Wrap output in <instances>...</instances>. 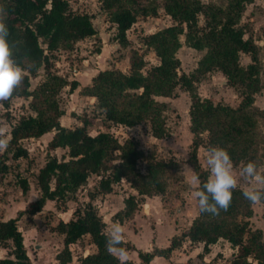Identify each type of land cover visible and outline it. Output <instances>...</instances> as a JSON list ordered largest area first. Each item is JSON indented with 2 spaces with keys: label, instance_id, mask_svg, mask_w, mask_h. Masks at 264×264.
I'll use <instances>...</instances> for the list:
<instances>
[{
  "label": "trees",
  "instance_id": "16d2710c",
  "mask_svg": "<svg viewBox=\"0 0 264 264\" xmlns=\"http://www.w3.org/2000/svg\"><path fill=\"white\" fill-rule=\"evenodd\" d=\"M254 0H100V9L115 26V41L119 47L127 46V31L138 17L156 15L163 9L172 25L158 30L144 38V46L154 53L158 63L143 72L145 61L142 54L134 51L129 58V70L99 71L90 85L81 88V94L95 99L96 107L105 119L114 125L133 128L149 123L150 135L162 140L169 136L166 126L168 104L159 98L175 96V88L181 87L190 100L188 110L189 131L193 135L191 153L187 160L202 182L209 176L197 158V150L205 145L225 148L234 166L255 161L262 164L259 150L264 146V109L254 105V95L262 88L258 48L241 22L247 5ZM7 9V24L11 32L9 42L12 58L28 66L21 86L13 96L0 102L7 109L13 98L28 101L30 113L22 116L11 127L10 144L0 155V175L9 171L8 155L12 159L27 158L28 151L20 144L24 140L39 139L53 133L47 142L49 152L57 149L66 151L58 159L48 155L44 165L35 176L39 196L30 202L23 213H39L47 201L75 200L80 188L86 185L91 175L99 177L97 195H106L114 185L125 181L138 196H160L166 190V179L178 169L174 161L157 159L153 152H143L133 139L119 143L109 132L89 135L88 122L81 126L63 127L60 119L63 110L58 95L64 88L72 93L78 82L52 72L53 53L67 54L75 45L96 35L92 17L77 13L69 6V0H0V10ZM203 24L198 25L199 17ZM183 44L202 56L190 74L181 72L176 56ZM241 54L250 57V63L240 65ZM43 70L44 80L30 89V78ZM220 71L228 82L242 88L243 96L236 107L214 104L198 94V84L211 71ZM264 150V148H263ZM144 163V171L139 169ZM264 170V168H263ZM18 185L22 194L29 190L28 177L20 175ZM243 189L233 190L230 206L219 215L201 213L192 220L189 227L179 236L172 237L166 248H154L151 252L138 251L139 263L129 260L125 264H149L155 257L168 259L184 241L203 244V253L219 240L226 241L236 250L228 264H264V237L258 228H252L250 219L253 209L244 198ZM91 196L89 200H94ZM124 208L115 214L119 223L131 219L137 209L134 195L124 199ZM262 218L264 219V202ZM74 218L60 221L56 230L63 235L62 249L56 254L57 264L72 261L70 245L84 236H89L95 252L79 260V264H121L118 256L106 249L105 224L95 207L87 202L76 208ZM17 220L0 219V247L7 250V256L0 258V264H32L23 245V236L17 227ZM123 247L136 250L123 241Z\"/></svg>",
  "mask_w": 264,
  "mask_h": 264
},
{
  "label": "rangeland",
  "instance_id": "374dc122",
  "mask_svg": "<svg viewBox=\"0 0 264 264\" xmlns=\"http://www.w3.org/2000/svg\"><path fill=\"white\" fill-rule=\"evenodd\" d=\"M200 1L206 3L210 0ZM69 6L77 13L90 15L97 34L82 43L76 44L70 53H53L54 66L52 72L66 78L69 82L76 75L80 86L90 78L93 74L92 70L99 68L117 67L122 72L127 73L129 58L134 51L143 55L145 61L143 72L145 73L151 66L155 65V56L152 51L145 48L144 38L172 25L170 17L161 8L154 16L138 17L126 33L127 46L122 48L114 40L115 26L110 23L106 14L100 9V0H69ZM241 22L247 30L244 38H251L258 48L260 78L264 87V0H254L253 3L247 5ZM202 24L203 20L200 16L198 25L201 26ZM181 42L182 46L177 51L176 56L181 64V72L190 74L196 68L202 52L186 47L183 44V38H181ZM95 54L100 57L95 58ZM84 61L89 62L88 70L84 66ZM99 61L100 66L97 63ZM239 62L243 67L247 66L251 62L249 55L241 54ZM74 71L76 72L75 75ZM44 78L41 69L35 78H30V89H33ZM68 90L67 87L62 89L58 95L59 106L63 110V116L60 119L61 124L66 125L67 128H74L81 126L82 121L86 119L88 122L86 131L89 135L109 132L119 143L126 139H133L143 152H153L157 159L176 162L178 164L177 171L167 176L164 194L153 197L138 196L125 181L114 185L110 193L97 195L99 177L91 175L86 185L78 190L75 200L47 201L39 213L30 216L23 212L27 205L39 196L35 179L38 169L44 165L48 155L60 159L61 156H66V151L57 149L49 152L46 148L47 137L37 140H24L20 145L28 151V157L12 159L8 155L9 171L0 175V219L14 218L17 220V227L23 236L24 248L33 264H57L55 256L62 249L63 244V235L56 230L60 221L68 222L73 219L74 210L82 204L90 202L105 224V233H108L114 222L119 223L114 216L124 208V199L133 194L137 205L140 204V206L137 207L131 219L124 220L120 224L124 228L123 241L133 245L136 249L127 251V260L139 263L138 251L151 252L154 248L168 247L172 237L179 236L186 230L190 220H193L198 213L197 202L192 196L195 189L189 183L192 169L187 162L193 139V135L189 131L188 110L190 100L188 94L177 86L175 96L162 101L168 104L166 126L169 136L157 140L150 135L149 123L146 122L133 128L114 125L105 119L102 111L96 107L91 99L82 96L80 87L72 93H69ZM197 91L202 98H208L214 104L230 107H236L243 96L242 88L228 82L217 70L211 71L203 77L198 84ZM254 105L259 109H264V88L260 93L254 95ZM30 112L27 99L13 98L7 109H4L0 103V137L10 139L11 127L19 118L28 115ZM260 128L264 133V124L260 125ZM263 148L264 146H261L258 153L260 161H262L260 165L262 170L264 168ZM3 152L0 151V155ZM206 157L207 148L202 145L197 150V158L201 168L209 172ZM240 168L241 165L234 166L233 171L238 177V188L244 190L249 185L239 177ZM139 169L144 171L143 162H139ZM20 175L28 177L29 190L26 194H22L18 185ZM93 195L95 199L90 201L89 198ZM145 201L147 202L144 204ZM252 209L251 226L260 229L264 237L263 203L253 204ZM69 249L72 255L71 264H76L83 256L95 252V246L91 243L89 236H84L76 244L70 245ZM232 249L234 248L219 240L216 245H210L208 251L212 255L209 259H186L184 255L190 254L194 248L188 241H184L172 253L175 256L171 264H225L224 261H229V254H232ZM5 250L0 253L2 256H5L3 253ZM235 252L234 249L233 254ZM222 254L228 257L223 258ZM153 264H158V262L154 261Z\"/></svg>",
  "mask_w": 264,
  "mask_h": 264
},
{
  "label": "clouds",
  "instance_id": "9594fccd",
  "mask_svg": "<svg viewBox=\"0 0 264 264\" xmlns=\"http://www.w3.org/2000/svg\"><path fill=\"white\" fill-rule=\"evenodd\" d=\"M7 9L0 10V102L9 100L21 86L28 66H21L12 58V48L9 42ZM10 140L0 137V151L9 147ZM206 164L210 172L206 181L202 182L199 175L192 171L189 183L194 187L192 192L198 210L201 213L219 215L221 210L226 211L232 200L233 190L238 187V177L234 174V165L228 151L219 146H210L207 149ZM239 177L248 183L242 194L253 204L264 202V170L255 162L242 163ZM124 228L114 222L106 236V249L109 253H116L121 264L128 259V252L122 246Z\"/></svg>",
  "mask_w": 264,
  "mask_h": 264
},
{
  "label": "crops",
  "instance_id": "0c3cea01",
  "mask_svg": "<svg viewBox=\"0 0 264 264\" xmlns=\"http://www.w3.org/2000/svg\"><path fill=\"white\" fill-rule=\"evenodd\" d=\"M97 32V31H96ZM97 34V33H96ZM95 36V35H94ZM93 37V36H92ZM91 38V37H90ZM88 39V38H87ZM84 40H86V39H84ZM84 40H82V41H80V42H78L77 44H79V43H82ZM95 56V58H99L100 56L99 55H97V54H95L94 55ZM98 64L100 63V61L99 62H97ZM158 63V59L155 57V65ZM84 66H85V68L87 69L88 67H89V62L88 61H84ZM99 66H100V64H99ZM115 69H118L117 67H114ZM106 69H112V67H107V68H105V69H97V70H92L93 71V74L90 76V78L86 81V82H83V84L80 86H78V88L80 87V90H81V88H83V87H86V86H88V85H90V83H91V79L99 72V71H103V70H106ZM88 70V69H87ZM91 70V69H90ZM89 70V71H90ZM119 70V69H118ZM121 71V70H120ZM79 72V71H78ZM76 74V72L74 71V75ZM79 74H80V72H79ZM80 78V77H79ZM73 80H75V81H77L78 82V77L75 75L74 76V78H73ZM79 84V83H78ZM85 97V96H84ZM85 98H89V99H91L94 103H95V99L94 98H90V97H85ZM159 101H165V100H167V99H163V98H159L158 99ZM93 105V104H92ZM63 127H66V125H63V124H61ZM52 135H53V133H47V134H45L44 136H42L41 138H45V137H47V142L49 141V139H51V137H52ZM31 140V139H30ZM33 140H36V139H33ZM46 142V143H47ZM131 189V188H130ZM132 191H134L133 189H131ZM133 195V194H132ZM145 199H147V198H145ZM147 201H145L144 202V204L146 203ZM139 206H140V204H138L137 205V207L139 208ZM6 220H8V219H6ZM191 222H192V220H190V222H189V224H191ZM189 224H188V226L186 227V229L189 227ZM220 241H224V240H220ZM189 242V241H188ZM225 242V245H229L226 241H224ZM190 244H192V247L194 248V250L190 253V254H188V255H184V257L187 259H190V258H202V259H205V260H207V259H209L210 258V255H212V254H209L210 252H208V253H203V244H201V243H191V242H189ZM217 243H215V245H216ZM214 245V244H213ZM208 249H210V246L208 247ZM4 249H2L1 247H0V253H1V251H3ZM202 250V251H201ZM232 254H229V261L231 260V258H232V256H233V253H234V249H232ZM3 253H5V256H7V252H6V250H5V252H3ZM4 255V254H3ZM223 255V258H226V257H228V256H225V254H222ZM5 256H2V254H0V258H3V257H5ZM27 256H28V254H27ZM174 256H175V254H172L171 255V257H169L168 259H166V258H162V257H155L149 264H153V262L155 261V262H158V264H171L172 263V261L174 260ZM29 257V256H28ZM84 257V256H83ZM183 257V258H184ZM29 259H30V257H29ZM181 260H182V258H181ZM204 260V261H205ZM229 261H224L225 262V264H228L229 263ZM32 262V261H31ZM33 264V263H32ZM69 264H71V263H69ZM76 264H79V261H77V263Z\"/></svg>",
  "mask_w": 264,
  "mask_h": 264
},
{
  "label": "built area",
  "instance_id": "2783aa9c",
  "mask_svg": "<svg viewBox=\"0 0 264 264\" xmlns=\"http://www.w3.org/2000/svg\"><path fill=\"white\" fill-rule=\"evenodd\" d=\"M197 260H199V259H197ZM204 261V260H203ZM205 262V261H204ZM202 263V262H201ZM206 263V262H205Z\"/></svg>",
  "mask_w": 264,
  "mask_h": 264
}]
</instances>
